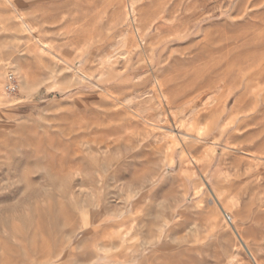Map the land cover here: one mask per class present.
<instances>
[{
  "label": "rangeland",
  "instance_id": "rangeland-1",
  "mask_svg": "<svg viewBox=\"0 0 264 264\" xmlns=\"http://www.w3.org/2000/svg\"><path fill=\"white\" fill-rule=\"evenodd\" d=\"M3 1L0 264H264V0H163L126 55L129 0ZM207 33L232 66L213 132L171 115L211 90ZM152 78L177 97L152 101L150 126L125 100Z\"/></svg>",
  "mask_w": 264,
  "mask_h": 264
},
{
  "label": "bare ground",
  "instance_id": "bare-ground-1",
  "mask_svg": "<svg viewBox=\"0 0 264 264\" xmlns=\"http://www.w3.org/2000/svg\"><path fill=\"white\" fill-rule=\"evenodd\" d=\"M139 1L140 0H129L127 2V5H123V4L120 5L119 11L114 13V19H115L117 27H118L121 15H123L124 19L127 22L125 24L122 23L120 25V29H119L120 35L118 36L119 38H118V42H117V50H118V52H120V55L129 54L131 52V49H133L134 47L137 46V44H136L137 42L141 43V42L146 41L147 34H145V33H146V30L148 29V23H149V20L151 18L150 13L152 11L161 9L164 6L163 0H158L157 2L153 3L152 6H150V5L139 6L138 5ZM3 2H6L7 4L11 5L15 11V8L13 6V2L11 0H4ZM256 3L257 2L255 1L254 4H256ZM246 9H248V6L246 7ZM245 14L247 15L248 13L245 12ZM137 15H139V20H138ZM17 16H18V19L20 21V27H22L23 30L30 31L31 26L29 25V23L22 20L20 15H17ZM262 38H263V36H262ZM216 41H218V40H215V37L212 33H207L205 36L204 44H203L204 50L206 51V53L208 54V56L212 62L211 68H209V69H211V72H213V73H214V71H216L218 73V74L215 73L214 76H211V77L215 78L213 81H211L210 83L207 82L208 84H210L209 88L211 90H207V91H205V93H202L201 92L202 90L200 89L201 90L200 91V90H198L199 89L198 88L197 90H198V92L199 91L201 92L200 94L195 92L196 96H194L192 98H188L186 100H183L178 105L176 104V106L172 105L173 107H171V105H170V107L172 109L171 115H173L174 119L178 118L179 122H182V123L185 122L186 125L192 126V127L195 126L196 124L201 123V122H208L207 123L208 128H209V131H211V132H213L217 129L216 124L219 121V119H221V118H219L218 114L219 115L221 113L224 114V112L226 111V108H227V102L221 98V94H222V91L226 88V85H228L231 82V67H232L231 66V51L224 52L221 56H216L218 54V51H219L218 47L214 46ZM35 42L39 45L40 49L48 50L47 44L44 41H42L40 39H36ZM226 47H228V46H226ZM40 51H42V50H40ZM223 51H225V50H223ZM118 52H115V54H117ZM220 52H222V51H220ZM112 57H113V55L108 54L103 58V61L108 63V62H110ZM247 59H248V56H247ZM247 59H245V60H247ZM259 61H262V60H259ZM223 67H224V69L221 70L220 68H223ZM217 70H219L220 72H218ZM235 70H236V68H235ZM235 70H234V72H235ZM204 71H207V70H204ZM203 75H204L203 77H205V74H203ZM2 76L3 75L0 72V90L3 86V77ZM207 77H208V75H207ZM257 78H258V74H256V72H254V73H252V75L249 77V79L247 81L250 82V81L257 79ZM160 80L162 81V79H160ZM208 80H210V78ZM152 82H155V84L153 83L155 86L152 87L151 90L148 89L149 90L148 92L146 90V92H144L143 94L140 93L141 95L137 96L139 98V97H143L144 95L147 94L148 98L139 101V99L136 97L139 102H137L135 104H134L133 100H131V99L125 100L129 107L134 106V105L136 106V114L135 113L134 114L139 116V117H141L140 115H142L144 112L149 113L150 111L153 110L152 105H151L152 101H155L156 105L159 106V105H161V103L171 104L172 103L171 98L177 97L176 91L175 92L174 91L173 92H170V91L167 92L166 91L169 88V87L168 88L166 87V84H168L170 82L164 84L163 82L158 81L157 78L154 81L152 78L151 83ZM205 85H207V84H205ZM205 85H203V86H205ZM173 89H175V88H173ZM178 93H179V91H178ZM195 93L192 95H195ZM177 101H179V100H177ZM0 102L2 103V99L0 100ZM135 106H134V108H135ZM160 108H162V107H160ZM143 115H142V117H143ZM164 115H165V113H164ZM142 117L140 119H142L146 125H150V126L153 125L151 120H148V119H145V117L144 118H142ZM229 122H231V121H229ZM172 123H173V121H172ZM174 128H175V126H174ZM179 132H180V130H179ZM154 137H155V135H154ZM220 209H222V207H220ZM231 231H232L233 235L236 237L239 245L244 250V252L251 259L254 260L251 250L243 242L241 236L239 235V233L237 232V230L235 229L234 226L232 227Z\"/></svg>",
  "mask_w": 264,
  "mask_h": 264
},
{
  "label": "built area",
  "instance_id": "built-area-1",
  "mask_svg": "<svg viewBox=\"0 0 264 264\" xmlns=\"http://www.w3.org/2000/svg\"><path fill=\"white\" fill-rule=\"evenodd\" d=\"M8 80H9V83L6 86V91L9 94H13V93H15V91L17 89V86L15 85V83H14L13 78H12L11 75L9 76V79Z\"/></svg>",
  "mask_w": 264,
  "mask_h": 264
}]
</instances>
